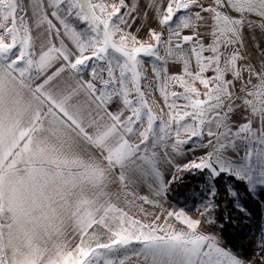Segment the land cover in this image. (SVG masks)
Wrapping results in <instances>:
<instances>
[{
	"label": "snow or ice",
	"instance_id": "snow-or-ice-1",
	"mask_svg": "<svg viewBox=\"0 0 264 264\" xmlns=\"http://www.w3.org/2000/svg\"><path fill=\"white\" fill-rule=\"evenodd\" d=\"M0 264H264V0H0Z\"/></svg>",
	"mask_w": 264,
	"mask_h": 264
},
{
	"label": "trees",
	"instance_id": "trees-1",
	"mask_svg": "<svg viewBox=\"0 0 264 264\" xmlns=\"http://www.w3.org/2000/svg\"><path fill=\"white\" fill-rule=\"evenodd\" d=\"M186 183L191 184L193 187L196 186V184L199 183V178L195 177V176H189L187 177ZM223 194V193H222ZM241 195L243 196V190L241 189ZM249 206L250 208L255 211L256 210V205L254 203H252L251 201H249ZM242 223L247 224L250 227V230L255 232L258 226L259 221H257L255 218H253V220L251 221H243Z\"/></svg>",
	"mask_w": 264,
	"mask_h": 264
},
{
	"label": "rangeland",
	"instance_id": "rangeland-1",
	"mask_svg": "<svg viewBox=\"0 0 264 264\" xmlns=\"http://www.w3.org/2000/svg\"><path fill=\"white\" fill-rule=\"evenodd\" d=\"M174 207H178V206L174 204Z\"/></svg>",
	"mask_w": 264,
	"mask_h": 264
}]
</instances>
